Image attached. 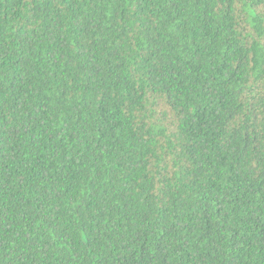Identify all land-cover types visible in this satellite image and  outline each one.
<instances>
[{
  "label": "trees",
  "instance_id": "obj_1",
  "mask_svg": "<svg viewBox=\"0 0 264 264\" xmlns=\"http://www.w3.org/2000/svg\"><path fill=\"white\" fill-rule=\"evenodd\" d=\"M0 264H264V0H0Z\"/></svg>",
  "mask_w": 264,
  "mask_h": 264
}]
</instances>
